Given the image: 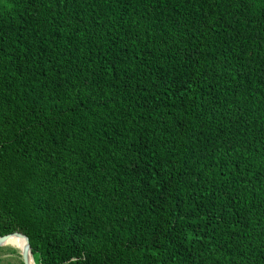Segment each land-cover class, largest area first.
<instances>
[{
    "label": "trees",
    "instance_id": "obj_1",
    "mask_svg": "<svg viewBox=\"0 0 264 264\" xmlns=\"http://www.w3.org/2000/svg\"><path fill=\"white\" fill-rule=\"evenodd\" d=\"M12 232L34 264H264V0H0Z\"/></svg>",
    "mask_w": 264,
    "mask_h": 264
},
{
    "label": "rangeland",
    "instance_id": "obj_2",
    "mask_svg": "<svg viewBox=\"0 0 264 264\" xmlns=\"http://www.w3.org/2000/svg\"><path fill=\"white\" fill-rule=\"evenodd\" d=\"M13 248L16 250V252H11L8 249ZM18 249L15 247L8 245V244H3L0 246V264H19V255Z\"/></svg>",
    "mask_w": 264,
    "mask_h": 264
},
{
    "label": "water",
    "instance_id": "obj_3",
    "mask_svg": "<svg viewBox=\"0 0 264 264\" xmlns=\"http://www.w3.org/2000/svg\"><path fill=\"white\" fill-rule=\"evenodd\" d=\"M10 236H17V237H20V238H22L24 240V244L25 245H24V248L21 251H19V255H20V259H21L22 263L23 264H28V262H27L28 261L27 260L28 259V255L31 258V254H30V251H29L28 239H27V237L24 234H22L20 232H12V233L1 235L0 236V246L3 245L5 240L8 237H10Z\"/></svg>",
    "mask_w": 264,
    "mask_h": 264
},
{
    "label": "bare ground",
    "instance_id": "obj_4",
    "mask_svg": "<svg viewBox=\"0 0 264 264\" xmlns=\"http://www.w3.org/2000/svg\"><path fill=\"white\" fill-rule=\"evenodd\" d=\"M4 244H8V245H11V246L17 244L19 246V250L20 251L24 248V245H25L24 244V240L22 238H20V237H17V236L8 237L5 240ZM27 260H28L27 261L28 264H33L32 259L29 257V255H28V259Z\"/></svg>",
    "mask_w": 264,
    "mask_h": 264
}]
</instances>
